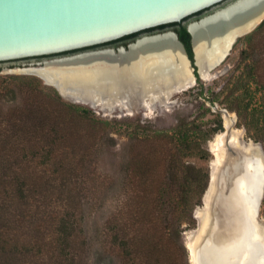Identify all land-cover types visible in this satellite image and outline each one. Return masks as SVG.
Instances as JSON below:
<instances>
[{"label":"trees","instance_id":"obj_1","mask_svg":"<svg viewBox=\"0 0 264 264\" xmlns=\"http://www.w3.org/2000/svg\"><path fill=\"white\" fill-rule=\"evenodd\" d=\"M164 27L167 26L160 28ZM176 32L194 65L189 32L186 27ZM260 39H264V21L244 37L249 43ZM12 79L22 80L20 93L25 86L30 92L42 90L35 78ZM262 90L264 95V85ZM15 91L9 82L2 94ZM30 92L28 109H21L29 112L16 115V119L43 116L45 122H0V264H85L88 242L84 195L88 184L94 188L93 182L102 176L94 174L93 178L92 172H86L90 157L100 143L101 149L107 141L108 146H116L112 133L130 135L136 141H147L149 135H145L147 130L139 122H69L71 112L89 118L91 110L74 102L66 103L56 89L54 98L61 113L57 115L58 122H50L48 106L39 104L38 94ZM251 98L247 92L236 96L237 106L230 111L239 119H249L247 130H264V124L260 126L264 108H251ZM216 121L191 122L181 118L170 131L149 130L154 138L174 144L175 153H155V164L167 162L164 173L140 169L152 165L151 154L144 155L143 161L141 156L133 155L130 163L138 169L128 174L130 195L123 203V211L109 221V243L120 264H189L180 242L179 226L195 227L194 210L201 204L210 182L212 156L206 144L224 129L220 116ZM255 141L264 148V141ZM163 205L171 212L164 211ZM173 214L175 217L164 225L162 219L166 221Z\"/></svg>","mask_w":264,"mask_h":264},{"label":"rangeland","instance_id":"obj_2","mask_svg":"<svg viewBox=\"0 0 264 264\" xmlns=\"http://www.w3.org/2000/svg\"><path fill=\"white\" fill-rule=\"evenodd\" d=\"M166 29L170 30L172 28L168 27ZM143 35L146 34H141L138 37ZM247 35L240 37L223 63L209 72L212 76L210 80H203L199 76V80H196L192 87L182 92L172 94L169 100L166 101L155 99L150 108L144 107L141 101L134 104H126V106L124 105L123 107L115 106L112 108L103 107L101 105L91 107L86 103H76L89 108L91 114L89 118H83L71 112L72 114L68 116L70 118L68 120L69 122H133L135 125L139 122L145 126L147 130L145 135H149L150 138H148L147 141H141L140 138L136 141L130 135L112 133L111 135L115 138L116 146H108L107 142L109 141H107V144L105 143V146L101 149L100 143V145L96 147L97 150L91 155V161L87 164L86 172H92L93 178H95L94 174H101L102 176L100 180L96 179L95 182H93L94 188H91V184H88V190L84 195V228L88 242L85 264H120L118 256L114 253L109 243V221L116 218L119 212L123 211V203L130 195L131 183L129 182L130 179L128 178V174L138 169V166L130 163L133 161V155L141 156V161H143L144 155L151 154L154 161L152 165H144L140 167V169L145 170L147 168L164 173L167 168V162L161 165L155 164V153L159 151H161V154L166 152L167 156L170 153H175L174 144L171 142L167 143L163 138H154V133L149 132V130L170 131L181 118L191 122H217V116H220L225 124L223 115L226 113L229 116L233 115V118L230 117L231 122H229V125H232L235 121L234 129L235 131L237 129L243 131L244 135H241L243 139L249 142L251 141L252 143H255V140L264 141V130L261 129V127L247 130L245 124L249 123V119L248 122L244 119H239L235 112L230 111L231 107L237 106V101L235 100L236 96L244 92L253 96L249 101L251 108H264V95L262 90V86L264 85V39L249 43L247 40H244V37ZM61 56H52L47 59H54ZM40 60L42 59L0 63V122H45L43 121L45 119L43 116H34L32 118L22 116L20 120L16 119V115L29 112L21 109H28L27 105L30 104L29 101L31 99L27 94V92L30 91H28L26 86L22 88V90H24L22 91L23 93L18 91L22 80H11L12 77H30L37 79L42 86V90H39L40 88L38 91L34 89L33 92L35 93H30L38 94V103L48 106L52 116L49 120L50 122L59 121L57 115H60L61 110L57 108L54 98V89L56 88L46 85L44 81L36 75L13 71L15 68L24 67V64L29 66L28 63ZM9 82L13 84L16 91L7 95L2 94L3 87ZM248 98L250 99V97ZM63 99L66 103L72 102L71 100ZM17 109L19 110L18 112ZM54 109L57 110L56 113L53 111ZM37 112H40L38 114H43L42 111ZM74 115L77 116L74 117ZM261 124H264V122H260V126ZM223 131L216 133L212 140L206 144L209 150L217 143L218 148L221 149L220 153H222L224 150L221 144L223 137L220 133ZM210 152L212 156L211 161H214L215 155L212 151ZM211 161L209 163V168ZM263 180L264 170L261 174L260 189L262 188ZM165 183L168 184V179ZM208 189H210L209 184L207 190ZM207 190L203 195L201 204L196 206L194 210V217L197 212H200L202 216L206 217L207 220L205 225H203L200 219L195 217V227H190L188 224L179 226V230H181L180 242L187 251L189 264H200V262L196 260L197 251H200L205 264H247L251 258L248 252L242 253V251H235V249L221 252L220 249L222 242L231 244L235 247L241 246L245 242L244 235H247L249 232L245 221L238 218L235 231L230 228L226 230V232L217 233L213 237H203L205 228L209 222V212L211 210V198L208 202L205 201ZM213 193H215V191L212 188V196L214 195ZM171 194L174 195V193L170 192V195ZM168 197L169 193L166 195V198ZM260 197L261 190L259 199ZM163 209L166 212H171L170 208L168 209L166 205H163ZM171 217H175V215H169L166 221L162 219L163 224H168ZM221 225L224 226L222 223ZM255 225L257 227L256 231L250 232V234L264 237V192ZM194 233L197 236V238H194L196 241L194 247L196 249L195 261L186 245V239ZM196 244L199 245L197 246ZM218 256H222L223 258L220 259ZM258 264H264V250L260 254Z\"/></svg>","mask_w":264,"mask_h":264},{"label":"water","instance_id":"obj_3","mask_svg":"<svg viewBox=\"0 0 264 264\" xmlns=\"http://www.w3.org/2000/svg\"><path fill=\"white\" fill-rule=\"evenodd\" d=\"M240 0H0V63L23 62L37 60L28 64L42 63L43 60L64 53L83 50L95 46H102L119 41L125 37L141 33L143 31L168 26L174 23L184 22L191 36V47L194 55V65L189 57L186 47L179 39L176 32L168 30L152 35H145L132 42L128 47L103 48L96 51L111 50L114 54L120 50L127 52L131 44L146 37H154L166 33H172L176 43L181 48L183 58L191 72L194 83L197 80L195 67L200 76V68L194 45L191 25L200 23L208 17L225 10ZM204 13L199 19L193 16ZM193 18V19H192ZM264 18L249 31L236 35L229 46L227 54L237 40L254 31ZM94 51H85L74 56ZM60 58V57H56ZM55 59V58H54ZM221 59L213 66L216 68ZM26 65L24 64V67ZM23 68V67H18ZM33 75V74H32ZM39 77V76H38ZM44 81L46 85L53 86L67 100L56 84ZM202 79V77L200 76ZM191 85V84H190ZM189 84L186 87H191ZM74 103H85L79 100H71ZM89 104V103H86ZM94 107L93 104H89ZM223 112V111H222ZM236 118V117H235ZM232 125L223 123L222 146L224 157L219 167L213 169V160L210 164V182L215 173L216 188L211 200L209 222L203 237H213L217 233L226 230L235 231L241 204L246 211V200L240 188L241 182L246 178L248 163L252 157L243 137L236 135ZM234 141V142H233ZM261 148L264 157V149L261 143L255 142ZM211 151V150H210ZM209 182V186H210ZM247 183H250L247 181ZM261 197L256 202L252 219V231H256V218L259 213L260 203L264 192V180L261 186ZM208 191V190H207ZM207 194V192H206ZM205 194V196H206ZM241 209V208H240ZM195 217L196 214H195ZM255 222V223H254ZM224 224V226L221 225ZM236 224V225H235ZM208 243V242H207ZM204 263L200 251H197V259ZM244 264V263H243Z\"/></svg>","mask_w":264,"mask_h":264},{"label":"bare ground","instance_id":"obj_4","mask_svg":"<svg viewBox=\"0 0 264 264\" xmlns=\"http://www.w3.org/2000/svg\"><path fill=\"white\" fill-rule=\"evenodd\" d=\"M263 18L264 0H240L202 22L191 25L200 76L203 80L211 79L209 72L215 69L213 66L227 54L234 37L249 31ZM128 49L127 52L120 50L117 54L111 50H102L43 60L42 63L29 64L13 71L39 76L56 84L66 98L93 104L94 107H123L141 101L144 107L150 108L155 99L169 100L172 94L190 88L186 87L188 84H191V87L194 85L181 48L172 33L140 39ZM223 116L225 125L231 122L230 117L233 118V115L226 113ZM235 134L244 135L241 129H237ZM244 141L250 154L252 152V157L248 163L246 178L240 186L247 210L243 211L241 204V209L238 207V218L245 221L249 232L244 235L245 242L241 246L235 247L222 242L220 249L221 252L234 249L242 253L248 252L251 258L247 264H258L260 254L264 250V237L251 235L250 232H253V213L260 195L259 184L264 170V157L259 145L245 139ZM210 150L215 155V171L224 157V150L220 153L221 149L217 143ZM209 187L205 196L206 202L210 198L212 200V188L214 191L216 188L215 173ZM196 216L205 225L206 217L200 212H197ZM194 238H197L195 233L186 239V245L195 261Z\"/></svg>","mask_w":264,"mask_h":264},{"label":"flooded vegetation","instance_id":"obj_5","mask_svg":"<svg viewBox=\"0 0 264 264\" xmlns=\"http://www.w3.org/2000/svg\"><path fill=\"white\" fill-rule=\"evenodd\" d=\"M203 14L204 13L201 12L200 14H198L196 16H193V18L194 19H199L200 16L202 17ZM168 27L172 28V29H170L171 31L176 32V30L182 29L183 27H186V29H187V24L183 22L180 25H176V26H167V27H164V28H155V29H151V30H147V31H143L141 33H138V34H136L133 37H125V38H123V39H121L119 41L112 42V43H109V44H106V45L95 46V47L86 48V49L79 50V51H74V52H70V53H64V54H61V55L76 54V53H81V52H85V51H96V50L103 49V48H115V49H117L118 47H121V46L128 47V45L130 43L135 42L138 38H140V37H138L139 35H141V34L152 35V34H156V33H159V32H165V31H168L166 29ZM143 36H145V35H143ZM184 46H185V44H184ZM61 55H59V56H61Z\"/></svg>","mask_w":264,"mask_h":264}]
</instances>
